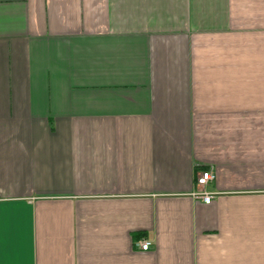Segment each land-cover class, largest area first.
Returning a JSON list of instances; mask_svg holds the SVG:
<instances>
[{
	"label": "crops",
	"instance_id": "obj_1",
	"mask_svg": "<svg viewBox=\"0 0 264 264\" xmlns=\"http://www.w3.org/2000/svg\"><path fill=\"white\" fill-rule=\"evenodd\" d=\"M0 264H264V0H0Z\"/></svg>",
	"mask_w": 264,
	"mask_h": 264
},
{
	"label": "built area",
	"instance_id": "obj_2",
	"mask_svg": "<svg viewBox=\"0 0 264 264\" xmlns=\"http://www.w3.org/2000/svg\"><path fill=\"white\" fill-rule=\"evenodd\" d=\"M214 177L215 175L211 170H202L199 172V175L197 176L196 183L197 185L203 186L208 181L213 180ZM200 195L202 196L204 202L209 203L211 198V194L209 192L201 191ZM139 244L143 250H146L151 245V242L149 240H142L139 242Z\"/></svg>",
	"mask_w": 264,
	"mask_h": 264
}]
</instances>
